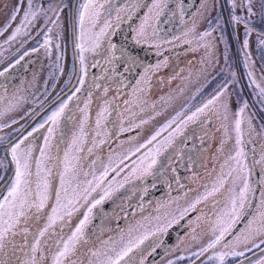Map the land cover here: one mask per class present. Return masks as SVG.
<instances>
[{
    "label": "snow or ice",
    "instance_id": "snow-or-ice-1",
    "mask_svg": "<svg viewBox=\"0 0 264 264\" xmlns=\"http://www.w3.org/2000/svg\"><path fill=\"white\" fill-rule=\"evenodd\" d=\"M107 2V0H105ZM209 0H203L201 3L200 14L208 7ZM233 15L231 20L234 23H243L245 28V39L243 41V49L249 48V37L254 28L250 25L253 23L252 17H255L257 13L253 9L254 0H243L242 7L246 9L247 17L235 15V9L237 7L236 0H230ZM26 3V7H23ZM67 5L63 4L61 0L60 4H54L50 2L45 7L43 4L34 5L33 0H18L17 5L11 11L8 22L4 28H0V35L11 26L12 22H15L18 17H21L19 24L15 27L12 33L7 37V41L16 39L22 32L25 36L30 35L29 26L34 27V22L40 13H43L46 20H50L53 25L60 18V13L63 11V7ZM142 7L147 8V13L142 21L140 29L137 33L138 36H146L148 34L147 21L150 18L158 17L162 14L165 4L162 0H151L150 4H144L142 0H132V7L128 9L129 19L132 14L139 11ZM23 8V11H22ZM103 4H97L96 0H85L79 6L78 15L76 18L75 27L78 29L76 35L75 49L78 51V58L82 65L81 71H87L86 67H83L85 60V52H95L100 46L101 38L106 34V29L110 27L106 21L104 26L100 28L98 32L93 31L95 29L98 20L102 14ZM123 11V9H121ZM183 9L181 8V12ZM48 13H52L49 16ZM260 19L264 22V0H261ZM54 17V19H53ZM119 19V17H118ZM86 21L91 27L86 28ZM209 27L204 32L200 33V39L204 40L206 37L212 35L215 31L213 22L209 20ZM219 22L217 21V26ZM44 36V43L41 47L48 48L51 43V37L48 33L51 32V28L47 25ZM39 31L37 35H39ZM154 34V33H153ZM259 45L264 46V32H258ZM60 34L58 33V39ZM91 43L90 47H87ZM136 43L139 44L140 40L137 39ZM59 43L56 44V48L59 49ZM115 45L109 43V49L114 48ZM207 52L211 53L213 45L211 42L204 44ZM32 51H37L34 48ZM27 55V52H25ZM122 55L124 53L122 52ZM59 56L57 59L59 60ZM23 59V57H21ZM127 59L131 63H135V58L131 55H127ZM250 59V53L246 54L245 67H247V60ZM96 65H93L95 67ZM127 70V69H126ZM2 75V73H0ZM235 73H232L233 79ZM249 77L252 73H248ZM80 83H83L81 79ZM229 81H225L219 85V90L207 100L201 107H198L195 112L189 115L185 120L181 121V124L177 125L169 137L164 141H160L153 148L148 149L143 155L139 157V162L135 164L121 180L116 187L112 186V181H108L107 177L109 173L119 174L121 164L125 159L136 155L141 148H147L153 141L157 140L161 132L171 127L173 123L182 115L178 113L171 121H169L163 128L157 130L145 144H141L138 147L132 149L127 156H122L115 166L111 163L104 166L103 172L96 177L93 175V180H86L83 183L79 181L81 173L85 177L89 175L87 171H84V166L81 163L85 157L78 155L85 149L83 147L88 133L85 128L88 124V108L89 103L84 104V108L80 109L83 113V118L79 120V131L74 132L71 141L67 143L64 151L63 159L58 155L50 156V151L53 147L57 148L59 145L52 144L54 134L57 131H61V117L65 113V109L68 107V102L72 99L69 96L67 100L59 105V107L52 111V113L46 118V120L28 133V136H32L33 132L39 128H43L45 124L50 126L47 128V135L44 137V145L39 149L40 156L36 158L33 154L34 149L31 143L25 144L28 136L20 139L18 142L12 144L9 143L8 152L11 156V163L14 165V175L4 185L6 191L0 198V264H46V257L43 253L42 245L47 243V238L50 235L55 234L56 240L52 245H49V253L52 250L57 249L53 255H51V264H84V262L72 260L71 257L76 254L79 246L89 244V239L85 234V227L90 221V215L97 205L102 204L106 199L110 198L114 192L124 187L125 183H128L130 179L144 180L148 176L156 175V166L160 162L159 158L163 156L169 148L173 147V141L176 136L183 135L182 125H186L189 121L195 122L201 115H207L206 109H209V105H215L221 96L227 91ZM255 84V80L252 81ZM99 87V85H95ZM259 88V97L264 102V88ZM80 89H76L79 92ZM107 92V89H104ZM75 95V93H73ZM91 98V94H89ZM109 101H105V106L97 113L96 128L97 136H101L103 133L102 121L107 118L109 114ZM78 107V106H77ZM247 107V102H244V106L241 107L237 113L239 116L243 113L244 108ZM224 119H227L228 103L223 104ZM212 114H217L218 110L215 108L210 109ZM67 119L71 120L74 117L69 116ZM142 121L141 123H146ZM12 123H16L15 120ZM8 126V125H5ZM251 127V125H249ZM235 128L237 132L236 144L237 150L234 155L224 159L223 163L219 165L220 175L217 177L216 182L213 184L211 190H206L204 195L199 196L196 200L189 204L187 208H184L179 212L178 217L172 216V218L165 217L164 222L152 233H145L135 239H129L119 250H116V241L111 237L107 241H102V249H90L92 258H95V264H145L147 255H151L156 251V248L160 247V244L151 245V251L145 254V250L141 248L149 236H153L159 239L165 235L168 229L173 224H178L180 220H183L188 212L197 211V205L202 202L208 201L209 197L216 199L214 207H218L220 199L217 198V193L220 197L224 198L225 207L219 212L215 213L213 217L204 219L202 215H197L194 220H189L188 223L192 227L189 237L193 242H199L197 228L204 232L206 228L211 233V239L206 244L201 246L197 251L192 252L189 257H179L178 259H191L195 257L199 259L206 253L211 252L206 260L202 261V264H244L245 260L248 264H264V255L255 261L251 260L245 254L253 252V249H261L264 252V145H261V156L258 161H254V164L260 165L261 176L259 180L260 188L257 189L251 182V167H249L246 161V153L241 145V120L235 121ZM128 129H121V131H127ZM4 141L3 137H0V143ZM97 143H104V140L96 141L92 140V147L87 148V152L91 154L93 149L97 146ZM222 144L225 142L222 141ZM24 145V147H22ZM111 161V156L109 157ZM52 161L56 168L55 174L53 169L47 167V163ZM234 162V164L232 163ZM95 165V161L91 162ZM62 166V170L61 169ZM0 167H4L3 162L0 161ZM55 176L59 177V187H55L53 180ZM4 177L0 176V181H3ZM95 181V182H94ZM239 181V183H238ZM101 190L102 194L99 199L92 198V194ZM147 191V189H145ZM259 191L258 203H253V197L255 193ZM55 200L54 204L49 205L51 199ZM178 199V198H177ZM87 206L86 212L83 214V219L80 220L78 226L72 231L71 235L65 240L62 234H56L55 228L58 222L60 226L67 223L71 219L74 213L78 212L81 207ZM46 206L51 208V211H46ZM164 205L160 204L158 211L164 209ZM46 216V221L42 228H38L36 232L30 231V223L32 221H39L42 217ZM67 217V220L65 219ZM156 219L160 220L158 216ZM242 225V227H238ZM129 234L133 229H129ZM47 234V235H46ZM29 235L32 237L29 242ZM21 236L23 243L17 245L15 238ZM123 239V236H121ZM111 244L112 247H108ZM62 245V246H61ZM249 245H251L249 247ZM27 248V251L25 249ZM221 250H217V249ZM243 248V250H240ZM23 253L21 258L17 256V251ZM110 253H114L110 254ZM253 255L255 253L253 252ZM87 264H93V260L89 259ZM168 264H175L174 261H169ZM192 264H195V260H192Z\"/></svg>",
    "mask_w": 264,
    "mask_h": 264
},
{
    "label": "rangeland",
    "instance_id": "rangeland-1",
    "mask_svg": "<svg viewBox=\"0 0 264 264\" xmlns=\"http://www.w3.org/2000/svg\"><path fill=\"white\" fill-rule=\"evenodd\" d=\"M180 1L181 0H162L165 4L164 10L158 17L150 18L149 21H147L148 34L146 36H138L137 33L147 12L141 17L135 27V38L155 45L159 50L181 44H187L189 47L184 51L168 57L165 62L156 63L154 66H151L152 68L144 70L143 75L132 88L128 104L121 118L123 124H120V127L123 129L140 128L141 131L129 137L124 141V144H121L111 151V161L109 163H111L112 166H115L122 156H127L132 149L141 144H145L157 130L163 128L169 121L176 117L178 113L183 115L186 111H189L194 103L200 101V99L196 97L199 92L204 91L206 88L208 91L218 88V86L225 81H229V83L227 91L221 98L224 103H228V109L230 110V115L227 120L228 125L232 129V142L230 146L229 144L227 145V147H230L229 156L234 155L237 150V132L235 128V121L237 119L241 120L240 147L244 149L243 131H246L250 137L253 136V139H255L259 145H264V102L260 100L259 88L256 87L258 84L260 88H264V46L259 45L257 35L258 32H264V22L261 21L259 15L261 0H254L253 9L257 15L251 18L253 23L250 26L254 28V31L247 37L249 40V48L247 50L243 49V41L245 39L244 24L242 22L237 24L231 20L233 10L230 0H209L208 7L200 14L202 0L196 12L187 21L179 18L178 6ZM17 2L18 0H0V28H4L5 24L8 22L11 11L17 5ZM49 2L50 0H33L34 5L43 4L45 7ZM51 2L60 4L61 0H51ZM76 2L78 3L76 4V14L72 16L71 13L74 0H63V4L67 6L63 7L60 18L56 21L55 25H53L50 20H46L43 13H40L34 22L35 26H29L30 35L25 36L22 32L16 39L6 42L7 37L19 24L21 17H18L15 22H12L11 26L0 35V67L5 66L6 68L14 65L15 81V88L10 92H8L7 89L0 92V137L4 138V141L0 143V161L2 162L1 153L4 152L3 145L23 129L28 119L39 116V114L41 115V113L47 110L43 114V121H45L52 111L56 110L61 103L67 100L69 96L73 95L72 93L65 98L63 97L73 84L76 66L81 65L78 58V51L74 47V42H76V40H74V42L72 41V28H76L75 24L79 6L84 3L85 0H76ZM242 3L243 0H236L237 7L234 14L247 17L246 9L241 6ZM23 7H26V3ZM131 7L132 2L124 9V16L129 15L128 9ZM103 8L105 9L106 6ZM170 11V14H173V16L170 19H166ZM48 15L52 16V13H48ZM122 17L123 15L118 19L116 14L111 16L110 32L113 31L120 19H124V17ZM209 20L213 22L215 31L212 32L211 36L201 40L199 34L208 29ZM103 21L104 20H98L96 27ZM217 21L219 22L218 26ZM169 24L171 26L177 25V30L171 34L166 33V27ZM46 25L48 28H51V32L48 33V35L51 37L52 43L48 48L40 46L44 43ZM85 27L89 28L91 25L86 21ZM96 27L93 31L98 32L99 29H96ZM38 31L40 33L39 35H37ZM58 33L60 34L59 39ZM74 38H76V33L74 34ZM105 38V36L101 38L100 46L94 53L85 52L83 66L86 67V69L88 64L94 61L92 58L93 55L101 54L104 51L103 49L107 48L108 43L105 42ZM207 42H211L213 45L211 53L207 52L204 47V44ZM57 43L60 45L59 49L56 48ZM86 46L90 47L91 43ZM34 48H36L37 51H32ZM25 52H27V55H25ZM248 53H250V59L247 60V67H245V57ZM58 56L60 57L59 60L57 59ZM111 56H113V49H111ZM21 57H23V59H21ZM96 59L98 62L99 59L97 56ZM249 72L252 73L251 77L248 75ZM232 73L236 74L234 79ZM85 74L84 72V75ZM157 75H160V83H163L161 87H169L170 89L171 85L170 90L173 92L169 95H164L167 96V99H165L164 106L161 107H157V104L151 102L153 95L151 94L150 86ZM253 80H255V84L252 83ZM141 81L142 84L139 86ZM118 84H120V82H118ZM111 94L116 97L114 86H112ZM113 97L110 98L108 115L111 116L109 120L110 124L112 127H115L113 123L117 115L114 117L112 115L116 111L114 107L117 102L116 98L114 97V99ZM195 99L197 102L194 101ZM162 100L163 98L160 101ZM245 101L247 102V107H245L243 113L238 116L237 113L239 109L244 106ZM85 102L90 105L89 99H86ZM103 105L105 106V103H103ZM83 108L84 106L81 107V109ZM69 116L74 117V119H67ZM78 118L79 111L77 107L71 109L69 101L65 113L61 117V129L64 128L66 131L62 134L61 131H57L55 134H58V137L54 136L52 140L53 145L58 144V148H62V155L64 154L67 143L71 141L73 133L79 131V120L83 118L82 112L80 119ZM202 118L203 117L200 119ZM13 120H15L16 123H12ZM43 121L40 122L39 120V123L41 124ZM142 121L147 122L141 123ZM66 122L70 123L69 126L72 122H74V124L69 127ZM249 125H251V127H249ZM72 127L73 130L69 134L70 137L65 143L63 135H66V132ZM88 128L86 126V132H88ZM224 147L222 144L223 149ZM54 148L55 147L51 149L50 155L55 151ZM246 161L249 165L250 162L247 157ZM138 162L139 158L131 167L135 166ZM232 163L234 164V162ZM3 165L4 167H0V176H3L4 180L0 181V188L8 180V163L6 164L7 167L4 162ZM49 168L53 169V173L56 172L53 162L49 163ZM103 169V166H100L99 170L103 171ZM60 170H62V168ZM150 177L151 176H148L145 181H149ZM250 178L252 179V176ZM127 184L129 183H125L124 185ZM5 191L6 189H2L0 198L5 194ZM50 211L51 209L49 208L48 212ZM165 214H167V210H164L162 213V215ZM65 219L67 220V217ZM144 219L145 220L142 221L143 223H141L140 226L130 227L133 229L131 234H129L128 231L126 237L123 236V239L120 238L116 246L120 245V247H123L129 239H135L145 233H152L157 229L156 227L153 228L151 224L146 225L150 223L149 217L146 218L145 216ZM75 220H77V214L75 215L74 213L71 219L63 224L62 227L60 226V222H58L55 233L62 234L63 239L66 240L76 228L72 225ZM42 227L43 225L40 228ZM55 240L56 235H50L47 238V243L42 245L43 253L46 257V264H51L49 245H52ZM154 240L155 237L149 236V239L145 241L147 242L145 249H143L149 250L150 246L155 243ZM15 242L18 243V245L22 244L23 238L17 236ZM78 249L77 255H84L82 259L80 258L83 262L92 259L93 264H95L94 258H92L89 253L90 251L86 250V245L82 243ZM56 250L57 249L54 248L52 254H54ZM25 251H27V248ZM80 251L85 252V254ZM17 256L24 258L23 253L20 251H17ZM71 259L77 260L78 262L81 261L76 255H73Z\"/></svg>",
    "mask_w": 264,
    "mask_h": 264
},
{
    "label": "flooded vegetation",
    "instance_id": "flooded-vegetation-1",
    "mask_svg": "<svg viewBox=\"0 0 264 264\" xmlns=\"http://www.w3.org/2000/svg\"><path fill=\"white\" fill-rule=\"evenodd\" d=\"M145 1L146 0H142L143 3ZM96 2L97 4H103V7L106 6L105 9L103 8L101 10L102 14L99 18V20L104 21L98 24L96 29L100 30V28L104 26L106 21L110 25L111 16L114 14H116L117 17H121L123 15L124 19L119 20L112 32H110L111 26L106 29V33L108 34L105 35V42L108 43V46L107 48L103 49L104 51L101 54L93 55L92 58L94 59V61L91 64H88V66L86 64L87 71L85 75L84 72L81 71L82 65H80L79 67L76 66L75 79L73 81V84L70 86L68 92L63 96L65 98L66 96L75 93V95H72L70 104L71 109L78 106V119H80L81 117L80 109L86 103V99H89L90 102L87 112L88 124L86 125L87 128L89 126L87 132L88 136L86 137L85 143L83 145L85 150L78 153V155L85 157V159H83L81 163L84 166V171H87L89 175L85 177L83 173H81L79 176V181L81 183L86 180H93V175L98 177L103 172L99 170L100 166H103L104 168L106 163L109 164L111 151L121 144H124V141L129 137L140 133V128L128 129L127 131L120 130L122 129L120 127V124H123L121 118L128 104L130 93L132 91V88L139 81V78L143 75L144 70L152 68L151 66H154V64L165 62L166 59H168L164 58L160 61H156L154 64L146 66L139 75L135 85H133V87L127 92L125 90L127 74L126 67L118 70V68H120V65L118 66L116 61L118 56L116 55L114 48H112L113 56H111L109 43L114 45V43H112V37L114 36L115 31L121 26L122 23H125L129 20V15L124 16L123 11L126 6L132 2V0H107V2H105V0H96ZM181 2L182 0L179 2L178 6L179 18L184 19L185 14L183 13V11L181 12ZM76 4L78 3L76 2V0H74L71 13L72 16L76 14ZM121 9H123V11H121ZM146 12L147 8L142 16H144ZM170 13L171 11L168 12L167 18L165 17L166 19H170L173 16V14ZM134 14H132V16ZM189 19H184V21H187ZM176 26H171L169 24L166 27V33L171 34L175 30H177ZM135 27L133 37L137 40V38H135ZM140 44L151 46L150 50L157 54L173 47L187 45H173L165 48L164 50H159L155 45L149 44L144 41H140ZM96 56L99 59L98 62ZM93 65L96 66L93 67ZM0 73H2V75H0V92H3L4 89H7V91L10 92L13 88H15L14 65L6 68L5 66H1ZM81 79L83 80L82 84L80 83ZM118 82H120V84H118ZM162 84L163 83H160V75H157L150 86L151 94L153 95L151 102L157 104V107L164 106L165 99H167V96L164 95L173 93L170 90L171 85L169 89V87L162 88ZM95 85H99V87H96ZM112 86H114L116 97L111 94ZM76 89H80V91L76 92ZM104 89H107V92H105ZM218 90L219 88H214L213 90L208 91L206 88L204 91L199 92L196 97L197 99H200V101L197 102V100L195 99L194 101L197 103H194L193 107L189 111H186L182 116H180L179 119H177L176 122L171 125V127L162 131L160 136L157 137L156 141H153V143L148 145L147 148L141 149L138 153H136V155L130 157L129 159H126L123 164H121L118 175L116 173L110 172L107 180L112 181V186L116 187V185L121 180H123V178L129 173V170L132 168L131 165H133L141 155H143L148 149L154 147L160 141H164L165 138L169 137V134L174 131L177 125L181 124V121L185 120L189 115L195 112L198 107H201L204 103H206L207 100L210 99ZM89 94H91V98L89 97ZM113 96L116 98L117 102L114 107L116 111L112 115L113 117L117 115L113 123L115 127H112V125L110 124L109 120L111 116L107 114V118L102 121L101 131L103 134L101 136H97V113L102 108H104L103 103H105V101L110 102V98H112ZM162 98L163 100L160 101ZM223 104L224 101L220 97L215 105H209V109L205 110V113L207 115H201V117H203L202 119H200V117V120L197 119L195 122L189 121L186 125H182L183 135L176 136L173 141V147L169 148L168 151L159 158L160 162L157 164L155 169L156 175L151 176L149 178V181H145L146 179H130V181L128 182L129 184L124 185L123 188H120L118 191L114 192L113 195L110 198L106 199L102 204L97 205L95 208H93V211L90 215V221L84 229L85 234L90 241L89 244L86 245L87 251H89L90 249H102L101 242L109 240L110 237L115 240L116 243H118L121 236L126 237L128 229L130 227L140 226V224L143 223L142 221L145 220V216L146 218H150V223H147L146 225L151 224L153 228H158L161 226L162 222H164L165 217H178L179 212L184 208H187L189 204L193 203L196 200L197 197L204 195L206 190H211L213 184L217 180V177L220 175L219 165L223 163L224 158H227L229 156V146L232 142V129L227 123L228 117L230 115V110L228 109L227 119H224L225 113ZM212 108L218 110L217 114H212L210 112V109ZM44 113H41V115L39 114V116H34V118L32 117L31 119H28L23 129L12 139L6 141L3 145L4 152L1 153V159L3 160L5 165L8 163L9 168L8 180L3 184V186L14 175V171L12 173L11 163L8 158L7 149L9 147V143L14 144L20 139L28 136V133L32 132V130L37 128V126L40 124L39 120L40 122L43 121ZM66 124L69 126L70 123L66 122ZM73 124L74 122H72L69 127H71ZM49 126V124H45L43 128H39L37 131L33 132L32 136H28L27 141H25V144L31 143L33 145V154L36 158H39L40 156L39 149L44 145V137L47 135V128ZM73 127L66 132V135H63L65 143L70 137L69 134L73 130ZM65 131L66 130L62 128V133H64ZM126 133L131 134L127 137H123V135H125ZM54 136L58 137V134H54ZM93 139H95L97 142L102 139L104 140V143H97V146L93 149V152L89 154L86 149L92 147ZM222 141L225 142L223 144V147L225 146L224 149L222 148ZM243 143L244 152L246 153V157L249 160V165L252 169V179H250L252 184L255 185L251 156L256 153L257 161L259 160L261 145H259L258 142L253 139V136L250 137V135H248L246 131H243ZM228 144L229 146L227 147ZM22 147H24V145H22ZM249 149L252 150L251 154L248 152ZM54 150L55 151L52 152L50 156H56L59 153V157L63 159L64 154H61L62 148H58V150L57 148H54ZM92 161L96 162L94 166L91 163ZM51 162L52 161L48 162L47 167H49V163ZM257 165L261 176L260 165L258 163ZM53 184L55 187H59L58 176H55ZM4 189L5 187L3 188V190ZM145 189H147V191H145ZM101 194V190H98L96 193L92 194V198L99 199V196ZM216 195L217 198L220 199L218 207H214V205L216 204V199L209 197L208 201L202 202L201 204L197 205V211L188 212L185 218L183 220H180L178 224H173L168 229L165 235L161 236L159 239L155 238L154 244H160L161 246L169 231H171L174 227L181 223L180 226L175 230V234L173 236L174 239L177 238V241H175L176 243L174 244L173 248L164 253L151 264H168L169 261H174L175 264H192L193 259L195 260V264H202V261L206 260L208 255H211V252H209L204 256H201L199 259H196L195 257H192L191 259H178L182 256L189 257L192 252L197 251L201 246L206 244L209 239H211V233L208 232L206 228L204 229V232H201V229L197 228L199 242H193L190 239L186 238L189 237L192 227L194 226L189 225V220H194L197 215H202L204 219L213 217L215 213L219 212L225 207L224 198L220 197L219 193H217ZM54 201V198L51 199L49 205L53 204ZM258 201L259 193L257 203ZM160 204H163L165 207L163 210L158 211V207ZM87 206L88 205L81 207L80 210L75 213V215L77 214V220L73 221V226L77 227L80 220L83 219V214L86 212ZM49 208L50 207L46 206V211H48ZM164 210H167V214L162 215ZM158 216L161 218L160 220L156 219V217ZM45 221L46 216L41 218L39 221H32L29 225L30 231L36 232V230L40 228L45 223ZM238 227H242V225H238ZM180 233L181 235H179ZM31 239L32 237L29 235V242ZM146 243L147 242H144L141 247L142 249H145ZM250 246L251 245H249V247ZM108 247H112V245L109 244ZM115 248L116 250H119L121 247L120 245L116 246L115 244ZM159 248L160 247L156 248V251ZM262 248H264V246H262ZM217 250L221 249L218 248ZM240 250H243V248H241ZM150 251L151 247L149 250H145V254L147 255V252ZM253 252L255 253V255H253ZM253 252H248L245 254L253 261L260 258L261 255H264V252H262L261 249H253ZM82 253L85 254V252ZM51 255L53 254L51 253ZM75 255L79 259H82L84 257V255L78 256L77 251ZM151 255H147V259ZM87 261L88 260H86L84 264H87ZM244 263L248 264V261L245 260Z\"/></svg>",
    "mask_w": 264,
    "mask_h": 264
},
{
    "label": "water",
    "instance_id": "water-1",
    "mask_svg": "<svg viewBox=\"0 0 264 264\" xmlns=\"http://www.w3.org/2000/svg\"><path fill=\"white\" fill-rule=\"evenodd\" d=\"M124 1V0H122ZM151 0H146L144 4H149ZM201 0H182L181 6L183 9V13L185 14L184 19H189L191 15L198 9L200 5ZM146 8L142 7L139 11L135 13L131 19H129L127 22L122 23L121 26L115 31V34L112 38V43H114L115 47V53L118 56L116 59L118 66L120 65V68L118 70L123 69L126 67V88L125 90L128 92L133 85H135L139 75L141 74L142 70L150 65L154 64L156 61H160L164 58L170 57L172 55L177 54L178 52L184 51L188 49V45H183L179 47H173L170 49L165 50L162 53H155L150 50L151 46L145 45V44H137L136 40L133 38V28L137 25L140 18L144 14ZM122 52L124 55H122ZM131 54L135 58V63H131L127 59V55ZM131 133H126L123 135V137H127ZM248 152L251 154L252 150H248ZM252 158V166H253V175L255 179V186L257 189L260 188L259 180H260V172L258 169V165L254 164V161H256L257 155L256 153L251 156ZM4 188V186L1 188V190ZM0 190V191H1ZM258 193L257 191L253 198V203H257L258 199ZM181 224V223H180ZM177 225L174 227L171 231H169L167 237L165 238L163 244L160 246V248L155 251L148 259L146 264H151L154 261H156L160 256H162L164 253L171 250L177 241V238L174 239L175 230L180 226ZM181 235V233L179 234ZM178 235V237H179Z\"/></svg>",
    "mask_w": 264,
    "mask_h": 264
},
{
    "label": "bare ground",
    "instance_id": "bare-ground-1",
    "mask_svg": "<svg viewBox=\"0 0 264 264\" xmlns=\"http://www.w3.org/2000/svg\"><path fill=\"white\" fill-rule=\"evenodd\" d=\"M148 74H149V72H148ZM148 74H146V75H148ZM142 84V81L139 83V86Z\"/></svg>",
    "mask_w": 264,
    "mask_h": 264
}]
</instances>
